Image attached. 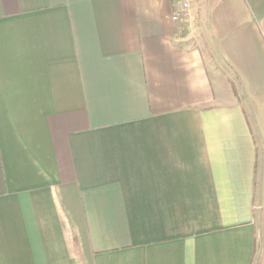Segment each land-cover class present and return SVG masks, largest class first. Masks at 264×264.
<instances>
[{
	"label": "crops",
	"instance_id": "1",
	"mask_svg": "<svg viewBox=\"0 0 264 264\" xmlns=\"http://www.w3.org/2000/svg\"><path fill=\"white\" fill-rule=\"evenodd\" d=\"M171 4L0 0V264H264V0Z\"/></svg>",
	"mask_w": 264,
	"mask_h": 264
},
{
	"label": "built area",
	"instance_id": "2",
	"mask_svg": "<svg viewBox=\"0 0 264 264\" xmlns=\"http://www.w3.org/2000/svg\"><path fill=\"white\" fill-rule=\"evenodd\" d=\"M199 0H171L173 13L170 17L174 23H181L189 20L192 16V10Z\"/></svg>",
	"mask_w": 264,
	"mask_h": 264
},
{
	"label": "rangeland",
	"instance_id": "3",
	"mask_svg": "<svg viewBox=\"0 0 264 264\" xmlns=\"http://www.w3.org/2000/svg\"><path fill=\"white\" fill-rule=\"evenodd\" d=\"M196 5H197V4H196ZM196 5H195V6H196ZM191 20L194 21L193 19H191Z\"/></svg>",
	"mask_w": 264,
	"mask_h": 264
}]
</instances>
